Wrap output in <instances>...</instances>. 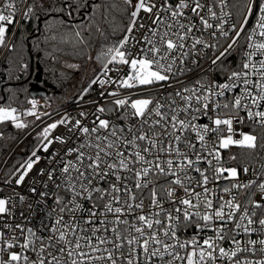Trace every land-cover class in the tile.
Segmentation results:
<instances>
[{"label":"snow or ice","instance_id":"snow-or-ice-1","mask_svg":"<svg viewBox=\"0 0 264 264\" xmlns=\"http://www.w3.org/2000/svg\"><path fill=\"white\" fill-rule=\"evenodd\" d=\"M19 2L22 9L17 0H0V49L18 57L9 80L29 67L9 26L19 23L18 13L21 21L39 19L37 9L59 16L64 34L44 36L54 45L59 36L60 43L74 38L90 47L93 30L105 41L89 56L103 78L94 74L80 92L83 100L99 86V100L89 102L94 111H80L83 120L65 114L39 135L45 153L53 143L64 146L51 154L54 163L60 158L59 174L40 169L37 177L55 193L38 191L35 181L29 188L37 203L52 200L44 218L33 223L32 204L17 217L16 198H0V264H264V0ZM234 14L237 21L226 27ZM241 38L240 63L229 69ZM209 52L223 81L189 79ZM27 103L19 115L0 105V124L23 129L21 116L47 115L38 114L35 99ZM246 121L253 131L236 127ZM58 126L67 133L52 136ZM233 148L243 155H229L239 163L227 166L223 153ZM40 160L34 150L13 173H20L15 184ZM222 180L228 183L221 188Z\"/></svg>","mask_w":264,"mask_h":264},{"label":"trees","instance_id":"trees-1","mask_svg":"<svg viewBox=\"0 0 264 264\" xmlns=\"http://www.w3.org/2000/svg\"><path fill=\"white\" fill-rule=\"evenodd\" d=\"M39 2L47 6L50 0H39ZM37 13L39 19L33 16L30 20L22 21L14 35L17 49L29 65L19 80L8 79L9 71L13 74L17 71L18 57L16 54L12 53L9 57H4L3 54L0 56V105L2 106L21 107L25 104L27 97L30 96L29 89L37 68L41 71L39 85L47 90L46 99L50 102H59L80 91L86 84L84 80L92 78L100 65L94 59H89V56L95 57L105 43L94 30L90 47L76 44L74 38L68 43H60L59 36L54 45L53 42L46 41L44 36L45 34L51 35L52 32H57L59 35L64 34L65 29L59 25V16L46 18L41 9H37ZM64 18L69 19L66 16ZM46 19L54 24L51 31L46 27ZM80 20L81 17L76 15L75 22L78 23ZM116 23H120L118 14ZM87 35L85 33L86 38ZM37 40H39L38 44ZM54 48L61 49V51H55ZM65 64H76L79 67L69 68ZM23 129H18L9 123L0 126V157L10 148ZM37 139L36 135L31 137L22 150L24 152L21 151L13 157L7 168L8 172L24 159L27 152L33 149Z\"/></svg>","mask_w":264,"mask_h":264},{"label":"built area","instance_id":"built-area-1","mask_svg":"<svg viewBox=\"0 0 264 264\" xmlns=\"http://www.w3.org/2000/svg\"><path fill=\"white\" fill-rule=\"evenodd\" d=\"M175 2V0H173ZM17 8L22 9L23 4L17 0ZM238 19V16L236 14L233 15V18L226 24V27H230L232 23H235ZM16 20L19 22L18 24H13L9 26V38L11 39L13 35H15L19 25L22 23L20 19L19 13L16 16ZM255 23V17L252 18L250 23L247 25V28L250 30L252 26ZM221 45H226V42L221 40L220 41ZM245 44V40L241 38L240 45L237 46V48L233 49L231 54L228 57L229 63L227 64V67L229 69H235L237 65L240 63L241 60V55L243 48L242 46ZM212 56V52L208 53V56L204 57L203 59L200 60V67L199 68H193L192 72L189 73V79H195L197 77H206L207 79H215V80H220L223 81L224 79V73L216 67H213L210 64V58ZM100 68L101 65L97 67V70L95 71L94 74L96 75H101L100 73ZM109 75L115 77L117 74L116 73H109ZM94 78V75L92 76ZM101 78L102 75H101ZM91 79V78H90ZM89 79V80H90ZM84 85L83 87H85ZM82 87V88H83ZM110 88H113L114 86H109ZM80 91L75 92L71 96H68L67 98L59 101V102H50L46 98H42L40 96H35L31 97L28 96L25 104L21 107H16L18 112L17 114H21L23 111L29 109L31 106L27 103L29 99H35L37 103V112L38 114L41 113H47V115H41L40 120H36L35 117L33 116H21L22 122H24L27 127H25L21 134L17 137L16 140L11 144L10 148L5 152L3 156L0 157V198L3 197H14L16 198V207H15V214L17 217H19L20 212L23 210L25 211V215H28L27 212V205L32 204L33 205V210H32V219L33 223L38 224L39 221L44 218L46 215L47 211L49 210V207L52 206V200L49 199L47 201V204L44 203H37L39 201V197L36 194H33L31 191H29V188L33 186L34 181H35V187L37 188L38 191H48L49 196L53 195L56 191L55 185H50L49 188L45 189L43 187V184L39 182L38 173L40 169H44L45 171L51 170L52 168L57 169V175L59 174L58 169L60 167L59 164V157L56 158V163L53 162V157L52 153L57 152L58 150H61L64 146H62L59 143H53V145L50 146L49 151L45 153L42 149L38 148V145L40 143L39 135L43 131V128L46 127L48 124L55 122L56 120H59L61 117H63L65 114H68L71 117L74 118H80L79 117V112L80 111H85V112H92L94 111L96 105L89 103L90 101L93 100H99V92L100 88L99 86H94L95 90L90 91L88 94H86L83 97V100L80 98ZM171 91V89H169ZM103 103V101H100ZM241 115H244L241 113ZM93 119L92 116H88L87 119L84 121L85 123L90 124L91 120ZM206 122V121H202ZM6 124V123H3ZM3 124H0L3 125ZM9 124H11L9 122ZM238 128H242L243 131L245 132H250L253 131L252 127L249 126V123L246 121L245 125H236ZM67 130L64 126H58L56 130L53 131L51 134L52 136L56 135H62L66 134ZM257 134L259 135L260 132L257 129ZM37 136V142L33 149L30 152H27L26 156L24 159L12 170L8 172L9 169L8 166L16 155L21 153V151L25 148V144L30 140L31 137ZM73 142H70L69 146H72ZM37 151V154L41 156V160L38 164L34 165L33 170L29 173L28 177H26L25 182L21 185H16L15 184V179L18 177L20 173H16V175H13L15 170L20 167L21 164H23L30 156L33 151ZM24 152V151H22ZM231 154H236L238 156H242L243 154L240 152L239 149L233 148L231 151H225L223 153V158L227 163V166H235L236 163H239V161L233 162L228 160L229 155ZM201 167L206 168L207 165H201ZM21 171H23L21 169ZM197 175L198 174H195ZM251 177V173H249V177H244L241 175V179H247ZM40 179L46 180V177H42ZM9 181L8 183H5V181ZM227 181H220L219 182V187H224L227 185ZM214 185L210 184L209 187H213ZM17 194L24 195L26 197V203L25 204H20L18 201ZM220 195H223V193H219ZM147 203V201H146ZM31 226V225H29ZM194 229H189L188 230V235L190 236ZM210 234V233H209ZM225 247H228L227 244L224 245ZM256 258H259V255H257Z\"/></svg>","mask_w":264,"mask_h":264},{"label":"water","instance_id":"water-1","mask_svg":"<svg viewBox=\"0 0 264 264\" xmlns=\"http://www.w3.org/2000/svg\"><path fill=\"white\" fill-rule=\"evenodd\" d=\"M41 79V71L39 68H37V72L34 76L33 82L30 85V89H29V95L31 97H35V96H40L42 98H45L47 95V90L46 88H43L39 85Z\"/></svg>","mask_w":264,"mask_h":264},{"label":"rangeland","instance_id":"rangeland-1","mask_svg":"<svg viewBox=\"0 0 264 264\" xmlns=\"http://www.w3.org/2000/svg\"><path fill=\"white\" fill-rule=\"evenodd\" d=\"M3 49H0V56H2V54H3ZM65 65H67V64H65ZM84 81H86L85 83V85H87V83L89 82V79L87 78V79H85ZM7 123H9V122H7ZM10 125H12V124H10ZM12 126H14V125H12ZM15 127V126H14Z\"/></svg>","mask_w":264,"mask_h":264},{"label":"crops","instance_id":"crops-1","mask_svg":"<svg viewBox=\"0 0 264 264\" xmlns=\"http://www.w3.org/2000/svg\"><path fill=\"white\" fill-rule=\"evenodd\" d=\"M46 98V97H45Z\"/></svg>","mask_w":264,"mask_h":264}]
</instances>
